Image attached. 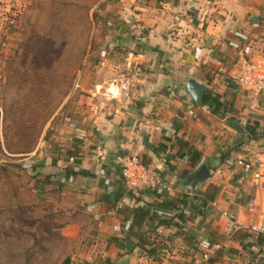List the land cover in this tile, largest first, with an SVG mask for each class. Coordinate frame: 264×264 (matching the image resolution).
I'll return each mask as SVG.
<instances>
[{
    "label": "crops",
    "instance_id": "0c3cea01",
    "mask_svg": "<svg viewBox=\"0 0 264 264\" xmlns=\"http://www.w3.org/2000/svg\"><path fill=\"white\" fill-rule=\"evenodd\" d=\"M123 1L127 5L119 18L106 20L121 28L109 29L101 44L94 91L79 95L74 120L54 143L56 159L48 155L44 162L51 182L48 198L61 199L58 207L65 215L61 235L82 246V255L69 258V264L105 258L125 264H218L224 259L237 264L246 250L256 259L249 264H264V238L230 237L264 218V139L253 140L230 125L241 121L243 127L245 120L264 128V89L250 95L231 88L242 70L236 49L264 54V0ZM189 77L208 81L227 113L212 114L189 99L181 85ZM125 80L126 96L108 93L109 86L120 88ZM98 144L106 155L103 164L95 159ZM193 150L200 154L198 163L206 160L210 176L194 192L182 187L198 164H190ZM124 154L136 155L171 191L129 190L115 164ZM258 163L261 176L255 180ZM209 187L216 188L214 199L197 216L196 202L181 203L184 195L194 199ZM167 195L174 197L166 201L175 207L168 213L175 215L171 225L152 223L148 240L143 237L148 242L141 243L144 235L130 229L128 207L161 202ZM180 211L187 218L183 222L176 217ZM152 247L155 252L148 256L145 250Z\"/></svg>",
    "mask_w": 264,
    "mask_h": 264
},
{
    "label": "rangeland",
    "instance_id": "374dc122",
    "mask_svg": "<svg viewBox=\"0 0 264 264\" xmlns=\"http://www.w3.org/2000/svg\"><path fill=\"white\" fill-rule=\"evenodd\" d=\"M126 5L123 0H0V264H69V258L82 255L79 243L61 235L65 215L58 207L61 199L48 198L44 162L48 155L56 159L54 143L74 120L79 95L94 91L101 44L109 29L121 28L106 20L119 18ZM236 51L240 57L243 48ZM240 78L231 88L247 93L237 85ZM247 251L237 264L255 262Z\"/></svg>",
    "mask_w": 264,
    "mask_h": 264
},
{
    "label": "built area",
    "instance_id": "2783aa9c",
    "mask_svg": "<svg viewBox=\"0 0 264 264\" xmlns=\"http://www.w3.org/2000/svg\"><path fill=\"white\" fill-rule=\"evenodd\" d=\"M173 27V24L169 26ZM242 60L241 78L237 85L249 93L250 95H257L264 89V54L262 53H240ZM75 87H78L75 85ZM129 89V81L125 80L121 87L111 85L107 88L108 93L116 98L117 96H126ZM245 120L242 125H245ZM94 155L97 163L103 164L106 162V155L103 147L98 144L94 148ZM73 158H70L72 161ZM115 164L118 166L121 177L129 190L149 189L152 191L163 190L171 191L162 179L151 169H149L142 161L132 154L120 155L115 159ZM253 177L255 180L261 176L262 165H256ZM248 170V166L244 168ZM214 205V204H213ZM247 232L252 233L258 237L264 238V218L244 228ZM208 255L203 254V259H207Z\"/></svg>",
    "mask_w": 264,
    "mask_h": 264
},
{
    "label": "trees",
    "instance_id": "16d2710c",
    "mask_svg": "<svg viewBox=\"0 0 264 264\" xmlns=\"http://www.w3.org/2000/svg\"><path fill=\"white\" fill-rule=\"evenodd\" d=\"M207 83L209 84V82L207 81ZM201 106H206L210 112L212 114L218 115V116H223L225 115V113H227L226 107L224 105V103L221 101V96L214 92L213 90H208L204 93H202L201 95ZM229 121H232L231 119ZM231 126L234 127L237 131V133H247V135H249L250 138H252L253 140H261L264 139V128L260 127L258 123L256 122H246L245 125H243V127L240 125L241 121H239V123H234V122H230ZM190 164L192 167L196 166V164L198 163V161L200 160V154L199 152H197L196 150H193L192 152H190ZM227 154H223L221 156V159H223L224 157H226ZM68 172L70 173L72 172V170L70 169H66ZM70 171V172H69ZM47 181L49 182L50 180L47 179ZM200 192V191H199ZM197 193V195L201 194L202 196H204V200L202 201H198L197 195L195 196L194 199H190L188 196H184L181 199V203H183L184 205H187V202H191L194 201L196 202L193 211L194 214H196V216L198 215V212L202 209L204 203H206V201H212L214 199V195L216 192V188L215 187H209L205 192H200ZM132 194L130 193V196ZM132 197H134L132 195ZM171 199L173 200L174 197L171 196H165L164 199L161 202H155V203H149V202H143L142 206H137L135 208H130L128 207V211L130 212L129 217H128V221L130 224V229L133 231V229H135L136 232H139L141 234H143L144 236L139 237V241H141V243H147L148 241L144 240L143 237L145 239H147L146 236V232L147 231H152V223L156 222L157 227L163 226V227H168L171 225V220L175 217L174 216H170L168 215V213H170L172 210L175 209V207L172 205L170 206L166 201L167 199ZM188 199V200H187ZM137 203L142 202V200L140 198H136ZM177 218L180 221H185V215L184 213H182V211L178 212V214H176ZM148 226V230H145L144 227ZM133 227V228H132ZM184 227V226H183ZM185 230H187L188 228H184ZM133 233V232H131ZM249 232H245L243 234H240V232L235 231L234 233H232L230 235V237H232L233 239H238L240 241L246 239L247 235ZM250 235H252V233H249ZM148 240V239H147ZM143 245H141L142 247ZM143 248V247H142ZM143 250V249H142ZM144 251V250H143ZM146 251V254L148 256H150V254H153L155 252V248H149ZM120 261L118 259V261L116 259H111V258H105L104 260H102L99 264H119ZM125 263V262H124Z\"/></svg>",
    "mask_w": 264,
    "mask_h": 264
},
{
    "label": "water",
    "instance_id": "95a60500",
    "mask_svg": "<svg viewBox=\"0 0 264 264\" xmlns=\"http://www.w3.org/2000/svg\"><path fill=\"white\" fill-rule=\"evenodd\" d=\"M181 85L186 96L193 100L197 106L201 105L202 93L210 89L206 82L198 80L195 77L185 79ZM209 177V166L206 160H201L197 166L183 178L182 185L194 192L197 187L204 184Z\"/></svg>",
    "mask_w": 264,
    "mask_h": 264
}]
</instances>
